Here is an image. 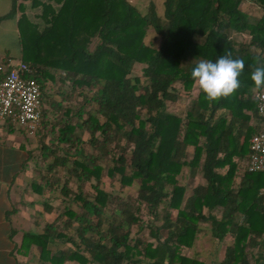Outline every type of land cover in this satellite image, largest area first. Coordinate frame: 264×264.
<instances>
[{"label":"trees","instance_id":"trees-1","mask_svg":"<svg viewBox=\"0 0 264 264\" xmlns=\"http://www.w3.org/2000/svg\"><path fill=\"white\" fill-rule=\"evenodd\" d=\"M28 1L43 9V28ZM246 1L165 0L160 14L155 1L143 12L130 0H12L0 23L20 15L18 61L41 87L51 136L34 155L28 189L49 197L33 216H53L23 234L15 258L35 248L42 264H206L187 253L209 224L219 242L231 239L218 264H264V173L248 170L264 128L250 79L264 62V13L244 11ZM245 33L249 44L238 43ZM228 52L245 61L238 91L210 103L198 87L193 98V68ZM182 98L192 104L171 111Z\"/></svg>","mask_w":264,"mask_h":264},{"label":"crops","instance_id":"crops-1","mask_svg":"<svg viewBox=\"0 0 264 264\" xmlns=\"http://www.w3.org/2000/svg\"><path fill=\"white\" fill-rule=\"evenodd\" d=\"M30 5L33 7L31 1L25 2L26 13H28V7H30ZM11 9L12 0H0V18L8 15L11 12ZM28 17L30 16L28 15ZM19 19L20 15H17L15 18L7 19L0 23V41L2 43L0 44V66L13 63V60H15L17 54H19L14 53L12 55L10 50H8L10 41L14 39L15 43L17 44L20 37L18 26ZM30 20L40 25L38 19L37 21H34L30 18ZM1 77L3 76L0 75V78ZM31 138L32 137L27 134V130L24 128L7 119H0V238L2 241L6 242V247L3 249V252H5L12 260V264H29V261L31 262L33 260L36 264H42L38 258V251L35 248L27 257L17 256L15 258L12 255L16 245L21 243L24 233H35L32 231L18 229L15 225L16 216L18 214V206L22 203L26 204V201L24 202V194H27L26 191L29 190V186H31L36 179L34 175V171L36 170L34 155L36 154L35 152L37 148L34 149L33 140L31 141ZM30 156L32 158L31 160ZM29 176L31 177L30 179ZM197 180H199L196 181L197 184L203 183L202 179L198 178ZM21 186L22 188L24 187L23 190H20ZM16 207V213L11 215V217L8 219L7 214ZM33 215L36 216L35 214ZM34 216L31 217V219L34 221L33 224L36 226L37 224L35 223ZM50 220L51 219H44L43 217L42 223L44 225L42 226V223L37 225L42 226L39 233L43 232L46 221ZM4 226H7L6 232L3 231ZM204 230L205 231L200 235V237L207 233L212 235V229L209 224L204 225ZM18 237H20V240L17 239ZM230 241L231 239L228 237L224 242H219L217 244V246H219L220 243H223L222 248L224 254L226 245ZM218 249L220 248L218 247ZM224 254L218 261L212 260L211 262L202 258L201 260L205 261L206 264H218L222 261Z\"/></svg>","mask_w":264,"mask_h":264},{"label":"rangeland","instance_id":"rangeland-1","mask_svg":"<svg viewBox=\"0 0 264 264\" xmlns=\"http://www.w3.org/2000/svg\"><path fill=\"white\" fill-rule=\"evenodd\" d=\"M42 2H47L50 3L51 0H41ZM132 4L136 5L140 10H142L143 12H146L147 7L149 6V3L151 1H155L156 5H157V9L158 12L160 14H163L164 11V1L165 0H130ZM52 4L56 7L59 8V6H56L54 4V2H52ZM29 11L27 13V15H29L31 19H33L34 21L40 22V27L43 28V23L41 21V19L39 18L40 14H42L43 9L42 8H33L28 7ZM243 10L248 12L249 14H251L254 17H260L263 15V8L262 5L260 3V0H247L244 4H243ZM154 33L151 32L150 36L147 38V41H152L153 43L156 44V46L160 47L161 46V40L154 38ZM235 40L238 43H242V44H249L251 37L248 33L245 34H240V35H236L234 36ZM0 44L1 41H0ZM96 46V42L93 43L92 45V49H94ZM10 47V48H9ZM8 50H10V53H12V55L14 53H19L17 54L15 60H13V63H16L20 57H21V53H22V46L20 43V37L18 39L17 44L15 43L14 39H12V41H10V44L8 45ZM143 66L141 65H136L134 68V75L136 76H140L141 75V69ZM198 95V85L197 88L194 90L193 93V98H195ZM193 100H187L186 98H182L180 100V102H178L177 104H174L170 107V110L173 112H180L184 109L187 108V106H190L192 104ZM54 125V124H52ZM48 130H46L45 128H40L39 132L37 131L35 134H30L27 132V134L32 137L31 141L33 140V146L34 149H36V154L39 156V151L41 150V146H40V139H45V141L50 140L51 136H49L48 134ZM32 144V143H31ZM39 162V161H37ZM37 166V164H36ZM34 175L36 177V179L39 176V169L36 168V170L34 171ZM31 177L29 176V179ZM199 181V180H197ZM185 183L188 182V180L184 181ZM188 184V183H187ZM197 183L195 182L194 184H192L190 186V188L192 189ZM87 189H89V184L86 186ZM24 187L22 188V186L20 187V190H23ZM27 194H24V202L26 201V204L22 203L21 205L18 206V214L16 216V227L18 229L24 230V231H32L35 233H39L41 231L42 226L44 225L42 223V226H35V224H33V220L31 219V217H33V214H35L36 216H38L39 214H41V212L43 211L42 208V201L44 200H48L49 195L46 194V196H41L39 194L33 193L31 189H29L28 191H26ZM131 194L135 193L134 189H131L130 191ZM147 211L145 209H142L140 216L142 218H144V220H149V218H147L146 215ZM53 216L49 215V214H44V219H52ZM152 219V218H151ZM35 220V218H34ZM43 220V219H42ZM7 230V226L3 227V231L6 232ZM134 236L139 235L141 238H143L144 240H147L148 242H152L154 244L157 243L156 240L152 239L150 236V231L148 229L142 230L139 232V229L136 227L134 229ZM17 239L20 240V237H18ZM219 243V241L217 239H215L210 233H207L203 236H201L199 238V241L197 243V247L192 250L189 251L187 254H189L190 256L196 255L198 256L200 259H207L209 261L212 262V260L218 261L220 258H222L224 251L222 248L223 243L219 246H217V244ZM216 248H215V247ZM6 247V242L2 241L0 238V264H12V260L8 257V255L3 252V249H5ZM218 247L220 249H218ZM29 264H36L35 261H29Z\"/></svg>","mask_w":264,"mask_h":264},{"label":"built area","instance_id":"built-area-1","mask_svg":"<svg viewBox=\"0 0 264 264\" xmlns=\"http://www.w3.org/2000/svg\"><path fill=\"white\" fill-rule=\"evenodd\" d=\"M31 69L21 61L0 66V119H12L35 134L43 120L41 87L30 78ZM264 89L256 91L259 116L264 120ZM250 173H264V128L251 140Z\"/></svg>","mask_w":264,"mask_h":264},{"label":"clouds","instance_id":"clouds-1","mask_svg":"<svg viewBox=\"0 0 264 264\" xmlns=\"http://www.w3.org/2000/svg\"><path fill=\"white\" fill-rule=\"evenodd\" d=\"M250 79L257 91L264 89V62L255 60ZM245 61L242 58L233 59L228 52L221 55L215 62L200 60L191 72L193 81L204 93L208 102L234 95L241 87L240 75L244 71ZM264 99V96L258 97Z\"/></svg>","mask_w":264,"mask_h":264}]
</instances>
